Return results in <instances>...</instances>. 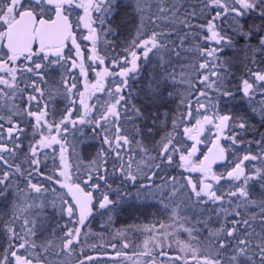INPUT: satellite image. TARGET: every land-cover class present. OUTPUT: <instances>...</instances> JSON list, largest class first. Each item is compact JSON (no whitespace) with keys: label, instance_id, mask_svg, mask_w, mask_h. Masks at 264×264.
<instances>
[{"label":"snow or ice","instance_id":"obj_1","mask_svg":"<svg viewBox=\"0 0 264 264\" xmlns=\"http://www.w3.org/2000/svg\"><path fill=\"white\" fill-rule=\"evenodd\" d=\"M0 264H264V0H0Z\"/></svg>","mask_w":264,"mask_h":264}]
</instances>
